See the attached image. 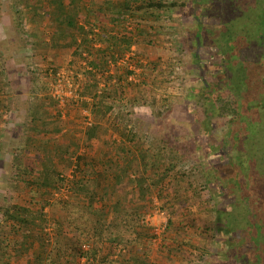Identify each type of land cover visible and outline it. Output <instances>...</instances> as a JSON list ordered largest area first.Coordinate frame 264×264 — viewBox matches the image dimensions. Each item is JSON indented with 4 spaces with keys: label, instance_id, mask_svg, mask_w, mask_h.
Instances as JSON below:
<instances>
[{
    "label": "trees",
    "instance_id": "obj_1",
    "mask_svg": "<svg viewBox=\"0 0 264 264\" xmlns=\"http://www.w3.org/2000/svg\"><path fill=\"white\" fill-rule=\"evenodd\" d=\"M77 1L36 0L38 6H29L26 15L30 17L36 11L54 9L50 11L48 19L54 29L60 30L53 33L50 45L58 50L62 49V45L69 49L75 63H78L75 72L82 78L78 93L81 97H90L88 102L84 100L80 104L91 115V125L85 127L84 131L85 142H94L106 128L115 133L120 142L108 143L107 146L113 151L107 150L99 156L82 154L76 152L78 141L72 135L63 156L40 147L35 148V161L30 165L11 164V176L14 174L17 180L22 178V181L24 177H30L27 183L32 188L26 190L19 181V191H27L26 194L18 193L20 197L17 198H21L22 202L3 200L0 203V257L6 254L5 264H10L8 259L11 252L15 257L17 254L18 257L26 255L27 264H75L81 256L85 257L86 263L92 264H134L131 257L117 263L109 260L107 255L99 259L104 243H108L109 249L113 250L126 242L127 236H141L142 228L147 226L144 220L150 211L146 201H142L148 191L145 193L142 190L139 202L134 200L133 193H139L141 187L134 186L133 181L130 183L133 172L132 169L128 171L130 157H124L127 156L126 149L120 148L118 151V146H125L126 142L135 144L141 164L139 172L143 181L140 182L148 184L160 201L168 195L166 182L169 180L174 185L170 197L178 199L173 204L180 203V179L190 173L176 171L187 155L186 150V153L181 152L185 146L179 151L180 147L176 148L171 140H167V143L162 141L154 149L146 148L136 138L139 134L137 124L128 132L121 128L122 121H135L132 113L127 114L120 109L124 92L130 86L152 84L156 88L153 79L144 78L142 69V73L137 75L138 82L128 83L126 77L130 71L125 69L124 73H119L114 70L113 75H110L107 66L109 59L116 61L143 37L142 18L153 17L156 10L177 7L179 3H165L163 0H106L104 9L108 14L105 17L102 13V17L112 26L98 31L96 24L88 23L87 29H84L76 22L74 4ZM192 3L199 10L197 16L210 17L215 21L211 27H207L198 20L194 35L196 45H214L217 63L211 66L214 81L207 83L202 79L198 84L199 90L188 89L185 99L194 101L201 108L204 122L202 129L206 134L217 132L215 128L210 129L213 119L225 118L221 145L217 149L209 145L204 152L206 159L214 154L228 157L227 164L234 174L226 177V188L232 187L229 195L233 201L229 210L218 204L209 212L214 213L217 232L227 237L232 236L237 229L248 232L247 241L235 243L233 249L229 248L232 255L225 259L227 263L264 264V0H193ZM182 4L185 3H180V6ZM1 8L0 2V41L5 38ZM128 14L133 20H139H134L135 30L121 32L124 22L129 18ZM18 19L23 24L27 17ZM64 27L71 29L66 36L60 32ZM93 29H97V32ZM114 29L120 32L114 33ZM27 38L30 48L18 45L19 49L8 50L28 57L36 55L38 41ZM62 40H65V44L61 45ZM99 43L101 45L95 47ZM13 45L11 43L9 47ZM36 56L40 63H47L48 69L58 70L56 57L47 61L44 53ZM7 58L4 55L0 58V79L7 78L11 84ZM192 60L197 65L196 70H203L204 65L199 63L198 58L192 57ZM39 73L33 71V74ZM44 77L49 83L51 79L46 74ZM8 105L6 98L0 99V108H9ZM49 105L56 109L55 101L49 102ZM74 112L67 111L66 117L75 115ZM56 117H60V112L56 113ZM37 121L45 128L43 121ZM69 146L74 148L73 155L67 149ZM119 152H123V155ZM65 163L72 168L71 177L63 174ZM201 167V164H196L194 170L202 179L200 184L207 189L219 179L213 175L216 166L208 163ZM246 170L251 172L246 173ZM252 172H256L254 177L250 175ZM188 186L196 195L193 184L189 183ZM62 190H66V193ZM47 207L53 214L50 219ZM191 211L186 208V213L190 214ZM172 225V219H168L166 229ZM86 243L91 245L83 251L82 246ZM241 248L246 252H242Z\"/></svg>",
    "mask_w": 264,
    "mask_h": 264
},
{
    "label": "rangeland",
    "instance_id": "obj_2",
    "mask_svg": "<svg viewBox=\"0 0 264 264\" xmlns=\"http://www.w3.org/2000/svg\"><path fill=\"white\" fill-rule=\"evenodd\" d=\"M174 1L179 3L177 7L156 10V12H153V17L149 16V18H142L143 22H141V26L143 28L142 31H144L143 37L137 44L132 46L129 52L124 54L130 55L131 53L133 55L132 60L128 59L127 62L135 65L136 81L138 82L137 77L142 73L141 71L143 69V77L148 80L153 79L157 87L155 88L152 84H147V86L140 85V87L133 88L130 86L125 92L123 91L124 94L122 96V106L120 109L124 113H132L135 121L132 119H127V121L124 120L122 121L121 128H124L128 132L133 128L134 124H137L139 134L136 138L143 143L146 148L154 149L157 145H160L162 141L167 143V140H171L176 148L180 147L179 151L185 146L186 148L181 150V152L186 153L187 151V155L184 160L180 162L182 164L177 167L176 171L180 173L190 171V173L180 179V203L178 201V203L173 204L178 199L173 200L172 197H170V193L172 194L174 191V185H172V182H169L168 179V181L166 180L168 195H166L167 197L165 199L164 197L162 198L164 200L160 201L157 198V193L150 189L148 184L140 182V180L143 181L140 176L141 171L139 172L141 164L139 156L134 148L135 144L126 142L127 144H125V146H118V151L121 150L120 148L126 149L127 154L125 155L127 156L124 157H130V168L128 171L131 169L133 171L131 173L130 179L132 180L130 183L133 181L135 184L134 186L137 188L141 187L139 193H133L134 200L137 199V202H139L142 190L145 193L148 191L149 193L146 194L147 197L142 201H146L150 211H148L149 213L146 216V221L144 220L147 226L146 228H142L141 236L135 235V237H125L126 242L120 244L121 247H123L120 251H118V248H114L113 250L111 248L109 249V244L104 243L102 245V251L99 253V259L107 255L109 260L115 261L116 263L124 262L127 260L126 258L131 257L134 264H229L225 260L228 257L224 258L223 255L230 253L231 251L229 248L233 249L235 243L242 244L244 240L247 241L248 232L237 229V232H233V235L230 237L217 232V226L214 222V213H210L209 211L218 204L229 210L233 198L229 195L232 187L226 188V177L229 178L231 174H234L229 168V164H227L228 157L214 154L210 159H206L204 152L208 150L209 145L216 149L221 145L220 141L223 132H225V118L213 119L210 129L215 128L217 132L216 134H206L202 129L204 122L201 108L198 104H194V101L185 99L188 89L195 91L199 90L198 84L202 79L207 83H212L214 81L212 76L213 73L211 72V65L217 63L215 53L213 52L214 45L210 43V46L197 48L194 34L196 29L195 25L198 20L202 21V24L207 27H211L215 21H212L210 17L197 16L199 15V10L193 5V0H163L165 3ZM0 2L2 3L1 11L5 15V25H3L5 38L0 41L1 46L3 45V47H7V49H19L20 46L30 48V41L27 37H29L30 40L33 38L35 41H38L36 55L39 54L41 56L44 53L45 60L49 61L54 58L51 54L52 51L56 52L59 56L57 58V64L58 66L60 65L58 69L76 74L75 69L78 63L76 64L74 62L75 59L70 54L69 49L62 45V43L65 44L66 39L62 40V49L60 50L50 45L53 33L60 30H57L56 27L54 29V26L50 24V20L46 19L50 11L54 10L53 8L49 10H39L34 13L36 16L42 15L41 17L44 18L43 21H33L32 19L29 21L27 18L28 22L25 20L27 24L24 21L23 24H20V20L18 19L19 16L25 13L27 14L29 6L34 4L38 6V2L33 3L34 0H0ZM180 3L185 4L180 6ZM75 4L74 11L76 12V22L81 24L84 29H87L88 25L84 24L85 20L81 15V13L83 14L81 7L79 8ZM11 5L12 8H10ZM128 16L129 18L124 22L121 32H132L136 24L135 21L139 20L136 18L134 21L131 15L128 14ZM196 16L199 18L196 19ZM99 22L100 21L97 22L98 31L103 28V24ZM33 24L36 26L34 28L39 30L37 36L33 35L35 29L31 32ZM26 25L29 26V29H27L28 26ZM62 30H65L63 31L65 36L71 32L70 28L65 29L64 27L61 31ZM95 30L97 31V29ZM117 31L120 32V30L114 29V33ZM68 42L69 38H67L66 43ZM11 43L14 45L9 47ZM100 45L101 43L96 44L95 47L98 48ZM67 54L71 55L70 57L73 59V63L69 62L70 57H68ZM195 54L202 56L201 58L203 59L202 62L204 65L203 70L195 69L197 65L195 66L192 60ZM2 55H4V57L6 56V58L8 57L7 67H9L8 69L10 70L9 78L13 81H11L10 84L7 82V78H5V80L0 79V97H7L6 99L9 102L8 110L11 108L10 110L15 112L29 107L30 104L28 99L24 98V93L32 95V97L35 98L34 102L38 101L40 97L38 96L40 94L39 91L43 88L48 95L49 83L44 77L45 74L47 76L45 72L48 70L47 63H40L36 55L28 57L24 56V54L22 55L21 53H15L9 50H7L6 53L0 50V58ZM123 56L116 59V62L119 64L115 70L119 73H124L123 71H125V67H127L125 64H122L123 62H121V60H118L123 58ZM0 62L2 63L1 59ZM137 64L139 65L136 66ZM33 71L34 73H39L38 71H40V73L38 75L33 74ZM2 90L4 93H1ZM82 98V101L90 100V97L87 95ZM50 100L52 99L50 98ZM80 104L81 102L77 104L66 103L62 109L55 107L56 109L54 110L56 113L61 111L64 113L65 120H60V117L57 118L55 113L52 132L54 135L57 133L59 139H55L58 142L54 140L57 146L50 150L59 152L61 156H63L66 151L65 147L69 145L68 143L72 135H75L78 141V149L76 150L78 153H88L99 156L107 150H110V152L113 151L110 146H107L108 143L112 141L120 142V138L116 136L115 133H112L110 129L107 130V128L104 130L105 132L103 131L99 134L98 139L94 142H85L83 138L85 125H83V122L85 117L84 114L86 113L85 110L87 109H85L86 107L82 108ZM117 108L118 105L115 109ZM10 110L8 112H10ZM69 110H75V115L67 118L66 112ZM13 111H11V115L9 114L7 116V118L12 121L16 118L12 113ZM21 111L20 113H22ZM56 129H59L58 132ZM63 129L67 131L62 132ZM70 129H72V131ZM17 132L11 134L9 142L17 143L22 140V137L17 135ZM50 140H52V138ZM23 142H25V140ZM67 149L70 154L73 155V153H75L74 148L69 146ZM119 153L123 155V152ZM33 157L32 155H28L27 163H30ZM21 161L23 164L24 161ZM11 162L12 160L9 158L8 160L6 159L3 165V170H5V172H0V203H3V200L17 203L22 202L21 198H17L20 196H16V193H19V195L20 193L26 194L27 191L26 193L25 191H19V181L21 182V187L26 188V190L32 188V185L27 183L30 177L26 176L24 177L25 180L22 181L20 180L22 178L17 180L14 174L13 177L11 176ZM208 163L216 166L213 175H217L216 177L219 179L213 181L206 189L200 184L202 183V179L196 169L194 170V166L196 164H201L203 167V165L205 166V164ZM22 164L20 165L24 166V164ZM65 167L63 169V174L71 177V166H66L65 163ZM245 172L249 173L251 171L246 170ZM252 173L253 174L250 175L254 177L256 172ZM145 176L146 174H144V177ZM189 183H192L194 189H196V195L193 190L190 189L191 187L188 186ZM63 193H66V190H64ZM217 193L220 197L217 196ZM189 199V202H184V200ZM227 202L229 203L228 206H226ZM186 203L189 204L187 205ZM179 204L180 206H176ZM186 208L187 210H192L190 214L186 213ZM46 210L48 218H52L53 214L49 212L48 207ZM168 219H172L173 225L166 229V222H168ZM50 223L53 224L52 222ZM227 240L229 241L228 244ZM90 245V243H86V245L84 244L83 246L90 247ZM245 248H247V246H245ZM241 251L246 252L244 248H241ZM25 256L21 254L18 257L17 254L15 257L11 252L8 262L10 264L16 262L17 264H27ZM2 258L0 257V264L7 263L6 254H3ZM93 263L95 262L93 261ZM75 264L92 263H86L85 257L81 256L76 260Z\"/></svg>",
    "mask_w": 264,
    "mask_h": 264
},
{
    "label": "crops",
    "instance_id": "obj_3",
    "mask_svg": "<svg viewBox=\"0 0 264 264\" xmlns=\"http://www.w3.org/2000/svg\"><path fill=\"white\" fill-rule=\"evenodd\" d=\"M105 1L106 0H83V1L79 0L76 2L75 5L78 6L79 8L81 7V10L83 12V14L81 13V15L83 16L85 20L84 22L85 25H87L88 23H90V25H93V24L97 25L98 24L97 22L100 21L99 23L103 24L104 28H108L109 26H112L108 20H104L106 19L104 18V16L106 15V13L108 14V12L105 11L104 9ZM117 1L119 0H114V2H117ZM33 3H36V1L34 0ZM34 13L30 17H28L26 13L22 14L19 17L22 18L23 16H26L29 19V21L30 19H32L33 21L35 20L43 21L44 20V18L41 17L42 15L36 16ZM102 13L104 14L103 17H102L103 15ZM1 14H2V24L5 25L4 23L5 15L4 13H1ZM48 18L49 17L46 16V19ZM11 20H12V17H11ZM34 27L36 26L33 24V26L31 27L32 28L31 32H33V30L35 29L33 35L37 36L39 30ZM27 29H29V26ZM63 31L65 30H62L60 32H63ZM0 48H1L0 50H3L4 53H6V51L8 50L7 47H3V45ZM51 54L53 55L54 59L55 57L57 59L58 54L56 52L52 51ZM67 56L70 57L71 55L67 54ZM69 62L73 63V59L71 57H70ZM1 93H4L3 90L1 91ZM39 93L40 94L38 96L40 97L37 102H34L35 98H33L32 95H28V93H24V98L28 99V102L30 105L27 109L26 108L21 109L22 111L21 110L20 111L22 113H20V111H15L16 112L15 113L13 110H10L11 108L9 109L10 112H8L9 110L7 108L6 110L5 108H0V172L2 171L5 172V170H3V165L5 164V160L6 159L8 160V158L12 160L11 164L20 165L22 164L21 160H23L24 165H30L33 161H35L34 159L35 158V148L44 147L48 149H54L57 146V143H55V141L57 140L55 139H59L58 138L59 136L57 135V133L56 135H54L52 132L56 111L54 110V108L50 107L49 102H51L52 100H50L49 95H47V93L45 92V89L43 88L42 90L39 91ZM2 98L3 97L1 96L0 99ZM4 98H7V97H4ZM85 102H88V101L85 100ZM11 111H13L12 112L13 115L16 116L14 121L7 118L9 114L11 115ZM35 119L37 120L40 119V121H43L45 128H42L41 124ZM60 120H64V119H60ZM16 130L19 132H17ZM58 130L56 129L57 132ZM70 130L72 131V129ZM66 131L67 130H64V129L62 130V132H66ZM14 132H17V135H20L22 137V140L18 141L17 143L9 142V138L11 134H14ZM51 138L52 140H50ZM24 140L25 142H23ZM27 154L29 156L31 155L34 156L32 160L30 161V163H27L28 162ZM16 196H18V193H16Z\"/></svg>",
    "mask_w": 264,
    "mask_h": 264
},
{
    "label": "built area",
    "instance_id": "obj_4",
    "mask_svg": "<svg viewBox=\"0 0 264 264\" xmlns=\"http://www.w3.org/2000/svg\"><path fill=\"white\" fill-rule=\"evenodd\" d=\"M96 33L97 31L94 30ZM132 54L130 55H124L123 58L118 59L123 62L122 64H125L128 71H130V75H127L126 82L132 83L136 81V70L135 65L129 64L127 60H132ZM119 63L116 61L109 60L107 63L109 74L113 75V70H115ZM120 66V65H119ZM47 76L51 79L48 85V95L49 97L56 102V107L59 109L64 108L66 103L70 104H77L78 102L82 101V97L79 95V89H80V82H81V75L74 74L73 72H67L63 69H58L57 71H53L51 69H48L46 71ZM84 101V100H83ZM86 113L84 114V127H88L91 125V115L88 110H85ZM60 118L65 120V115L61 111L60 112ZM148 219V218H147ZM146 221V218H145ZM156 236V235H155ZM88 247L82 246V250H87ZM118 251L122 250L123 247H117Z\"/></svg>",
    "mask_w": 264,
    "mask_h": 264
},
{
    "label": "flooded vegetation",
    "instance_id": "obj_5",
    "mask_svg": "<svg viewBox=\"0 0 264 264\" xmlns=\"http://www.w3.org/2000/svg\"><path fill=\"white\" fill-rule=\"evenodd\" d=\"M196 17H197V16H196ZM194 38H195V35H194ZM195 45H196V44H195ZM196 47H197V48H201V47H203V46L197 44ZM193 57L198 58L199 63H203V62H202L203 59L201 58L202 56L195 54V55H193ZM211 66H212V65H211ZM231 255H232V253H226V254H224L223 256L226 258V257H229V256H231Z\"/></svg>",
    "mask_w": 264,
    "mask_h": 264
}]
</instances>
